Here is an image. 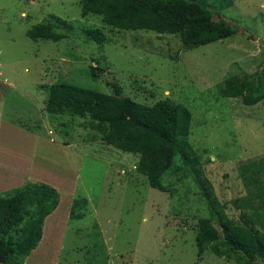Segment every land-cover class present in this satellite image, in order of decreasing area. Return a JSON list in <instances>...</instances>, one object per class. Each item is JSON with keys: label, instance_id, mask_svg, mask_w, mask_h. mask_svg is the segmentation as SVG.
I'll return each instance as SVG.
<instances>
[{"label": "rangeland", "instance_id": "obj_1", "mask_svg": "<svg viewBox=\"0 0 264 264\" xmlns=\"http://www.w3.org/2000/svg\"><path fill=\"white\" fill-rule=\"evenodd\" d=\"M230 1L203 0L236 33L186 49L177 35L84 15L81 0H0V194L29 182L60 194L24 264H236L209 250L198 254L194 227L209 213L191 170L170 186L171 177L163 178L174 194L154 188L136 169L140 155L105 143L89 117L46 110L47 85L63 79L107 93L117 85L149 105L170 98L188 106L202 169L237 216L232 200L246 195L239 168L264 157V99L246 105L222 96L220 85L264 73V0ZM49 17L67 37L31 39L28 29ZM89 26L106 33L103 45L86 37Z\"/></svg>", "mask_w": 264, "mask_h": 264}, {"label": "trees", "instance_id": "obj_2", "mask_svg": "<svg viewBox=\"0 0 264 264\" xmlns=\"http://www.w3.org/2000/svg\"><path fill=\"white\" fill-rule=\"evenodd\" d=\"M218 2L227 5L231 1ZM81 4L84 15L103 16L107 24L118 29L177 35L186 49L236 33L220 9L213 12L203 0H81ZM69 22L65 30L73 29ZM58 28L57 21L49 17L28 29L27 34L36 41H58L67 37ZM83 32L100 45L107 40L101 28L89 26ZM97 68L91 65L93 76ZM220 88L222 96L255 105L264 99V73L251 79L232 75ZM47 89L46 110L50 114L89 117L91 129L99 132L105 143L140 155L136 169L152 187L174 194L176 190H170L163 178L167 174L168 179L171 177L170 186L174 178L181 182L189 175L187 170L192 171L209 213L194 227L200 256L209 250L236 264H264V157L239 168L246 195L232 200L240 210L236 216L215 193L191 144L193 115L188 106L170 98L153 105L142 103L125 95L117 85L114 93H107L63 79L47 85ZM59 198L57 188L35 182L0 194V264H24L42 239L45 219L57 208ZM28 208L31 210L27 212Z\"/></svg>", "mask_w": 264, "mask_h": 264}]
</instances>
